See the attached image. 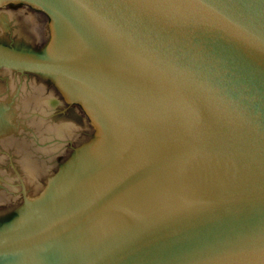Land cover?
<instances>
[{"label": "water", "instance_id": "95a60500", "mask_svg": "<svg viewBox=\"0 0 264 264\" xmlns=\"http://www.w3.org/2000/svg\"><path fill=\"white\" fill-rule=\"evenodd\" d=\"M24 1L55 37L0 8V258L264 264V0Z\"/></svg>", "mask_w": 264, "mask_h": 264}, {"label": "flooded vegetation", "instance_id": "af4514ba", "mask_svg": "<svg viewBox=\"0 0 264 264\" xmlns=\"http://www.w3.org/2000/svg\"><path fill=\"white\" fill-rule=\"evenodd\" d=\"M0 8H10L13 10H16V14L20 16L21 18L25 17L26 20L32 21L36 17L39 19H43L45 27L47 28L48 36L44 39V41L37 42V46L33 49H29L30 51L33 52H38V53H45L46 49L48 46L53 42V39L55 37V26L54 22L51 18V16L42 8L29 3L24 0H6L5 3H3ZM32 19V20H31ZM28 23L22 24L23 28V33L28 32L27 28ZM12 36V35H11ZM14 37V36H12ZM15 38V37H14ZM2 41V40H0ZM6 44L14 45L17 46L13 43L2 41ZM28 49V48H27ZM1 69V68H0ZM39 78L42 79L43 82H46L48 87L52 88L56 93H58V96L62 99H64L66 102L67 107L65 106L64 110H66L68 107L76 105V109L80 110L83 115L89 116L88 110L85 108L83 103L81 102H72L71 96L68 94V92L64 89H62L58 82L55 81L53 78L46 76V75H40ZM61 112L62 110H58ZM58 113V112H57ZM22 203L18 201H12L10 204L9 203H0V226L5 224V222L15 219L16 217L19 216V208L21 207ZM22 255L20 254H14V255H9L0 258V264H15L16 262L21 259Z\"/></svg>", "mask_w": 264, "mask_h": 264}]
</instances>
